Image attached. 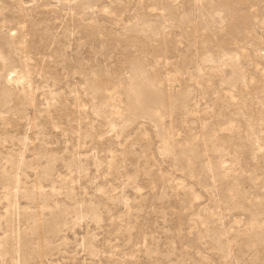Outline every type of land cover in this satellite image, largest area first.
I'll list each match as a JSON object with an SVG mask.
<instances>
[{
  "label": "rangeland",
  "instance_id": "374dc122",
  "mask_svg": "<svg viewBox=\"0 0 264 264\" xmlns=\"http://www.w3.org/2000/svg\"><path fill=\"white\" fill-rule=\"evenodd\" d=\"M0 264H264V0H0Z\"/></svg>",
  "mask_w": 264,
  "mask_h": 264
},
{
  "label": "bare ground",
  "instance_id": "6f19581e",
  "mask_svg": "<svg viewBox=\"0 0 264 264\" xmlns=\"http://www.w3.org/2000/svg\"><path fill=\"white\" fill-rule=\"evenodd\" d=\"M213 1H214V0H212V2H213ZM207 2L209 3L210 1H207ZM210 3H211V2H210ZM223 11H224V10H223ZM228 11H229V10H228ZM228 11H227V13H228ZM220 12H221V11H220ZM224 12H225V11H224ZM217 13H218V12H217ZM225 13H226V12H225ZM215 14H216V13H215ZM218 14H220V13H218ZM218 14H217V15H218ZM221 14H222V13H221ZM212 15H213V14H212ZM222 15H223V14H222ZM222 15H221V17H222ZM241 15H242V14H241ZM245 15H246V14H245ZM245 15H244V16H245ZM221 17H219V18H221ZM242 17H243V16H242ZM209 18H210V17H209ZM239 19H240V18H239ZM238 22H239V21H238ZM246 22H247V21H246ZM233 24H234V23H233ZM235 24H236V23H235ZM241 25H243V23H242ZM241 25H240V27H241ZM238 26H239V25H238ZM232 27L234 28V27H236V25H235V26H232ZM240 27H237V28L240 29ZM230 29H231V28H230ZM236 30H237V29H236ZM240 30H241V29H240ZM236 32H237V31H236ZM236 32H235V33H236ZM238 32H239V31H238ZM239 34H240V33H239ZM239 52H240V51H239ZM238 65H239V64H238ZM240 69H242V68H240ZM142 71H143V70H142ZM139 74H140V72H139ZM139 74H138V75H139ZM143 75H144V74H143ZM237 75H238V73H237ZM140 76H141V75H140ZM239 77H241V76H239ZM141 78H142V77H141ZM141 78H140V79H141ZM247 78H248V77H247ZM135 79H139V77H138V78H135ZM135 79H134V80H135ZM140 79H139V80H140ZM236 79H237V77H236ZM241 80H242V79H241ZM243 80L245 81V77H244ZM142 81H144V80H142ZM244 81H243V82H244ZM134 82H135V81H134ZM136 82H137V80H136ZM237 82H238V81H237ZM138 83H140V81H138ZM245 83H246V82H245ZM140 84H141V83H140ZM134 85H135V84H134ZM134 85H133V86H134ZM136 85H139V84H136ZM145 87H146V86H145ZM145 87H144V88H145ZM134 88H135V87H134ZM142 88H143V87H142ZM152 90H154V89H152ZM144 91H145V89H144ZM241 91H242V90H241ZM152 92H153V91H152ZM133 93H134V92H133ZM135 93H136V92H135ZM129 94H131V92H130ZM242 94H243V93H242ZM133 96H134V95H133ZM247 96H248V95H247ZM131 98H132V97H131ZM130 101H131V100H130ZM138 102H139V100H138ZM144 102H145V101H144ZM136 103H137V102H136ZM133 104H134V103H133ZM138 104H139V103H138ZM138 104H137V105H138ZM135 106H136V104H135ZM135 106H133V107H135ZM136 107H137V106H136ZM137 108H138V107H137ZM140 108H141V107H140ZM142 108H143V107H142ZM142 108H141V109H142ZM144 109H145V108H144ZM137 110H138V109H137ZM137 110H136V111H137Z\"/></svg>",
  "mask_w": 264,
  "mask_h": 264
}]
</instances>
